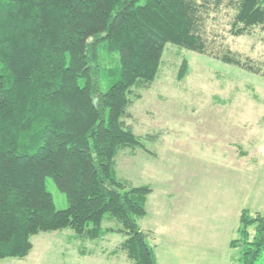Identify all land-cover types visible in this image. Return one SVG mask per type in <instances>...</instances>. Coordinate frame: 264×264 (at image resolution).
<instances>
[{"label": "trees", "instance_id": "trees-1", "mask_svg": "<svg viewBox=\"0 0 264 264\" xmlns=\"http://www.w3.org/2000/svg\"><path fill=\"white\" fill-rule=\"evenodd\" d=\"M223 8L229 34L264 29V0H0V259L26 256L40 231L69 227L91 240L122 233L128 259L158 264L138 224L151 188L114 168L121 148L142 146L125 122L129 94L153 81L166 43L264 77V63L208 37L210 13ZM186 71L182 60L177 78ZM47 177L66 207H55ZM107 216L120 226L104 227ZM229 245L237 264H254L264 210L241 209Z\"/></svg>", "mask_w": 264, "mask_h": 264}, {"label": "rangeland", "instance_id": "rangeland-1", "mask_svg": "<svg viewBox=\"0 0 264 264\" xmlns=\"http://www.w3.org/2000/svg\"><path fill=\"white\" fill-rule=\"evenodd\" d=\"M231 17L232 11L224 8L210 13L207 32L210 39H215V48L264 63V29L256 26L247 34L233 36L228 32ZM182 60L187 62V71L179 79ZM107 85L103 82V88ZM129 99L125 122L142 146L121 148L114 158V168L126 184H147L151 188L145 202L146 215L138 219L140 227L152 222L157 225L160 213L159 217L169 222L160 220V224L173 234L179 201L184 206L194 201L195 216H204L210 211L211 200L226 203L225 181L231 178L235 184L237 170L245 171L250 183L259 141L264 143L261 74L166 43L155 78L133 86ZM225 166L231 168L230 176L218 172ZM45 184L55 207H66L65 195L50 177ZM243 190H233L231 200L239 203ZM102 225L112 229L120 226L109 216ZM123 238L115 231L100 239H85L69 227L40 231L31 236L32 248L26 256L5 257L0 264H135L118 248ZM235 253L238 256L239 247ZM254 264H264V250Z\"/></svg>", "mask_w": 264, "mask_h": 264}, {"label": "crops", "instance_id": "crops-1", "mask_svg": "<svg viewBox=\"0 0 264 264\" xmlns=\"http://www.w3.org/2000/svg\"><path fill=\"white\" fill-rule=\"evenodd\" d=\"M259 142L261 145H258L257 149L256 170L252 174L250 183L248 184L245 171L241 173L237 169L239 175L235 179L237 183L240 180L238 187L234 180L235 184L232 183L231 178H226V203L221 204L220 201L211 200L210 211L204 216L196 217L194 201L186 206L179 201L180 204H176L177 219L173 234L160 224V220L169 223L159 217L160 213L157 214V225L153 226L154 222L151 223L149 220L151 224L144 226L143 229L149 232L150 242L155 244L154 252L158 264H237V253H235L237 247L230 246L229 241L235 236L240 210L247 209L251 213L264 210V143L262 139ZM228 170L231 168L225 166L218 172L230 176ZM242 188L244 190L240 194V202H233L232 191ZM201 201L203 202L202 199ZM199 209L201 211L200 207Z\"/></svg>", "mask_w": 264, "mask_h": 264}]
</instances>
